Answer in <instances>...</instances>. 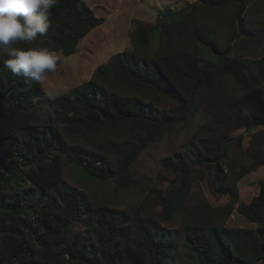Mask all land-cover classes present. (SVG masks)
<instances>
[{
  "label": "trees",
  "instance_id": "obj_1",
  "mask_svg": "<svg viewBox=\"0 0 264 264\" xmlns=\"http://www.w3.org/2000/svg\"><path fill=\"white\" fill-rule=\"evenodd\" d=\"M255 1L195 0L158 14L155 25L138 21L132 52L115 54L88 81L56 98L40 84L13 76L3 68L8 57H0V264H170L175 246L155 224L129 220L107 206L93 208L83 192L64 181L62 161L90 180L128 189L130 169L142 153L202 109L219 115L226 130L264 127V93L256 86L264 74L256 66L264 67V58L252 60L238 49L242 39L264 47V33L250 30L243 17ZM225 18L227 32L220 29ZM51 21L46 36L15 46L47 47L69 57L105 23L83 0H59ZM154 32L156 51L149 55ZM227 79L240 90L234 102L220 86ZM145 91L173 103L175 110L158 111L141 98ZM242 139L223 132L200 138L192 153L178 152L161 163L173 176L166 192L156 196L166 226L184 210L198 168L213 172L217 193L229 192L219 222L182 230L195 264L264 262V177L257 195L241 203L238 180L230 184L224 168L231 145ZM98 141L105 147L98 149ZM263 165L264 158L256 157L244 174ZM22 184L29 187L9 194ZM233 211L255 228L226 227ZM79 224L83 229L74 231ZM133 231L136 237L130 236Z\"/></svg>",
  "mask_w": 264,
  "mask_h": 264
},
{
  "label": "rangeland",
  "instance_id": "obj_2",
  "mask_svg": "<svg viewBox=\"0 0 264 264\" xmlns=\"http://www.w3.org/2000/svg\"><path fill=\"white\" fill-rule=\"evenodd\" d=\"M83 1L96 18L104 19L105 23L80 40L75 54L62 57L56 71L49 73L46 82L40 84L43 91L51 98H56L88 81L96 68L103 63H108L115 54L124 51L132 52L131 34L136 27V22L139 21L142 25H155L158 14L164 11H177L195 2V0ZM232 13V8L226 12L229 17ZM243 17L250 30L264 33V0H256ZM227 19L225 18L220 25V29L224 32L230 30ZM156 41L157 37L154 32L150 39V48L147 49L149 55H153L156 51ZM239 46L241 56L255 61L264 58V47L250 44L243 39L239 41ZM256 67L264 71V67L260 65ZM220 86L224 87L222 92L229 97L231 102H234L235 98L240 95V90L232 80L227 79L225 82L222 80ZM256 86L264 93V74L259 77ZM141 98L151 103L158 111L171 113L176 108L173 103L152 92H143ZM211 118L216 120L210 121ZM207 125L209 126L205 127ZM226 129L219 115L207 113L202 109L188 124L174 130L164 131L160 139L150 145L130 169L133 186L128 189L117 188L112 182L90 180L65 161H62L63 179L72 188L83 192L93 208L107 206L125 213L129 220L134 219L135 222L140 218L149 219L152 224L156 225L155 228L162 231L175 246L173 253L168 257L170 264H195L182 238V230L186 226H198L204 229L208 228L211 222H219L224 217L223 206L229 200V192L223 189L222 193H217V185H213V172L208 168H198L191 179V191L184 210L174 217L171 226H166L162 223L161 206L156 196L166 192L168 182L173 176L161 163L165 158L172 157L178 152L192 153L195 143L200 138H218L222 132L229 133L231 137H238L242 134L241 143L231 145L229 158L224 168L227 170L226 177L230 184L238 180L236 185L239 202H249L259 190L258 182L264 177V165L247 175L244 173L256 157L264 158V127L255 128L249 133L245 132V127L234 130ZM104 147L105 144L98 141V149ZM108 156L111 159L115 158L112 154ZM28 187V184H22L21 188L9 194L15 195ZM225 226L255 228L235 211L226 221ZM83 227L84 224H79L73 230L80 232ZM136 234L133 231L130 236L136 237ZM257 264H264V262Z\"/></svg>",
  "mask_w": 264,
  "mask_h": 264
},
{
  "label": "clouds",
  "instance_id": "obj_3",
  "mask_svg": "<svg viewBox=\"0 0 264 264\" xmlns=\"http://www.w3.org/2000/svg\"><path fill=\"white\" fill-rule=\"evenodd\" d=\"M59 0H0V57L3 68L28 83L43 84L56 71L62 53L47 47L18 48L31 44L52 28L53 8Z\"/></svg>",
  "mask_w": 264,
  "mask_h": 264
},
{
  "label": "crops",
  "instance_id": "obj_4",
  "mask_svg": "<svg viewBox=\"0 0 264 264\" xmlns=\"http://www.w3.org/2000/svg\"><path fill=\"white\" fill-rule=\"evenodd\" d=\"M257 193H258V192H257ZM256 195H257V194H256ZM249 202H250V201H249ZM249 202H247V203H249ZM247 203H246V204H247Z\"/></svg>",
  "mask_w": 264,
  "mask_h": 264
}]
</instances>
